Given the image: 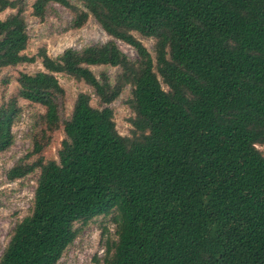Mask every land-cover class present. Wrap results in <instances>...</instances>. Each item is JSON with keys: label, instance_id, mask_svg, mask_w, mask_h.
I'll return each instance as SVG.
<instances>
[{"label": "trees", "instance_id": "16d2710c", "mask_svg": "<svg viewBox=\"0 0 264 264\" xmlns=\"http://www.w3.org/2000/svg\"><path fill=\"white\" fill-rule=\"evenodd\" d=\"M50 2L70 10L71 28L93 17L111 39L28 56L25 0H0V13L12 10L0 17V70L42 65L19 71L0 106V152L14 141L17 99L44 109L31 152L7 172L39 171L0 264H56L100 215L114 224L102 264H264V0H35L32 15ZM137 34L154 40L153 55ZM92 66L117 68L113 81ZM58 74L92 88L100 106L82 91L64 118ZM127 85L121 135L109 105ZM60 129L57 157L45 158Z\"/></svg>", "mask_w": 264, "mask_h": 264}, {"label": "rangeland", "instance_id": "374dc122", "mask_svg": "<svg viewBox=\"0 0 264 264\" xmlns=\"http://www.w3.org/2000/svg\"><path fill=\"white\" fill-rule=\"evenodd\" d=\"M34 1L25 0L26 7L23 13L29 36L25 50V54L28 56L36 55L40 48H45L47 54L54 57L68 47L81 49L87 45L100 44L111 39L93 17H89L82 27L71 28L73 14L58 3L50 2L42 19L33 16L31 5ZM76 4L81 7L80 3ZM11 12L12 10L7 9L0 13V17L4 18ZM137 37L153 55L154 40L139 34ZM116 43L129 58L137 59L136 52L131 46L120 40H116ZM40 69H42V65L39 58L33 62L2 68L0 70V106L6 104L15 95L16 77L19 71L33 73ZM91 69L96 75H99L102 70H106L111 81L117 72V68L109 66H92ZM58 79L65 90L64 104L60 108L64 118L69 117L79 92L89 93L91 104L95 107L100 106L92 88L85 83L66 74H58ZM129 97L130 86L127 85L109 105L113 109L116 128L121 135H129L131 130L129 118L132 116V111L127 104ZM17 102L21 109L11 127L14 135L13 144L5 151L0 152V256L11 238L16 223L30 213L39 173L36 169L15 180H10L7 177L8 170L31 152L34 134L40 127L39 124L37 125L38 118L40 113L44 112L43 107L38 104L21 98L17 99ZM62 138L61 129L54 131L41 154L45 158L57 157ZM257 147L264 154V143ZM36 155L38 154L31 155L25 161L35 159ZM107 235L114 237V224L111 215H100L91 219L81 226L77 237L67 247L56 264H102L104 239Z\"/></svg>", "mask_w": 264, "mask_h": 264}]
</instances>
